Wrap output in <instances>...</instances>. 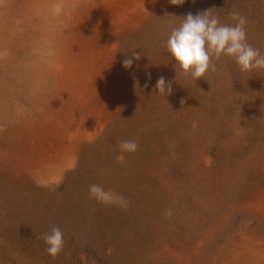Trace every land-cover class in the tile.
Returning <instances> with one entry per match:
<instances>
[{
  "label": "rangeland",
  "instance_id": "rangeland-1",
  "mask_svg": "<svg viewBox=\"0 0 264 264\" xmlns=\"http://www.w3.org/2000/svg\"><path fill=\"white\" fill-rule=\"evenodd\" d=\"M209 9L264 54V0H0V264H264V69L222 56L195 80L166 48Z\"/></svg>",
  "mask_w": 264,
  "mask_h": 264
},
{
  "label": "clouds",
  "instance_id": "clouds-1",
  "mask_svg": "<svg viewBox=\"0 0 264 264\" xmlns=\"http://www.w3.org/2000/svg\"><path fill=\"white\" fill-rule=\"evenodd\" d=\"M170 3L180 6L185 0H170ZM229 15L234 24L221 23L219 17L211 15L210 9L197 14L189 12L179 27L171 30L166 43L167 51L180 68L195 80L203 78L209 70L214 71L213 58L219 61L222 56L234 58L242 72L264 69V54L247 41V18L238 11H232ZM140 59L139 52H132L131 57L122 61L123 67L131 68L133 61ZM154 87L161 95L168 96L172 92L171 82H166L163 76L157 79ZM119 147L125 152H135L138 144L134 140H124ZM88 191L98 201L110 202L109 194L100 185H90ZM43 239L51 257L55 258L62 252L64 238L60 228L52 227Z\"/></svg>",
  "mask_w": 264,
  "mask_h": 264
},
{
  "label": "trees",
  "instance_id": "trees-1",
  "mask_svg": "<svg viewBox=\"0 0 264 264\" xmlns=\"http://www.w3.org/2000/svg\"><path fill=\"white\" fill-rule=\"evenodd\" d=\"M182 73V75H184V72L182 71L181 72ZM179 77L181 76V75H178ZM188 76V75H187ZM189 76H191V74L189 73ZM176 78L178 79V77L176 76ZM180 79H181V77H180ZM175 80L176 82V84H181V83H183V81H182V79L181 80ZM220 79H221V77H220ZM154 79H151V78H149V80H148V84H149V87H147V91H148V93L151 95V94H154L155 96H154V98L155 97H157L156 95H159L158 94V91L157 90H155V84H156V82H154L153 81ZM219 81H221V80H219ZM144 82V81H143ZM174 81H172L171 82V84L173 83ZM174 84V83H173ZM214 88L215 87H208V88H206L205 90V95H204V99H203V101H200L201 103L203 102L204 104H206V105H210L211 104V102L212 101H215L216 99L217 100H220L222 103H226L228 100L227 99H224L223 98V95L222 96H220V97H218V98H216V97H214L213 96V91H214ZM184 99V98H183ZM169 99H164V102L162 103V104H160V106L161 107H163L166 111H171V110H174L173 112H175L176 111V109L174 108L176 105L172 102V101H168ZM166 103V104H165ZM179 144L181 145H177L178 146V148L179 149H181V147H182V145L184 146V144L182 143V142H179ZM7 170H8V167H7V165L3 162V161H0V178L1 177H3L4 175H6V173H8L7 172ZM4 228H6V227H4Z\"/></svg>",
  "mask_w": 264,
  "mask_h": 264
}]
</instances>
